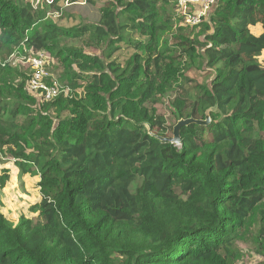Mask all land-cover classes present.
<instances>
[{
	"label": "trees",
	"instance_id": "16d2710c",
	"mask_svg": "<svg viewBox=\"0 0 264 264\" xmlns=\"http://www.w3.org/2000/svg\"><path fill=\"white\" fill-rule=\"evenodd\" d=\"M60 1L0 0V155L40 191L31 216L0 210V264H245L237 230L264 200V0H216L194 25L176 0H84L100 18L70 29L48 15ZM84 38L96 53L70 42ZM29 50L59 60L69 93H31L9 61ZM169 92L177 120L214 108L179 146L156 137L172 134L152 106Z\"/></svg>",
	"mask_w": 264,
	"mask_h": 264
},
{
	"label": "rangeland",
	"instance_id": "374dc122",
	"mask_svg": "<svg viewBox=\"0 0 264 264\" xmlns=\"http://www.w3.org/2000/svg\"><path fill=\"white\" fill-rule=\"evenodd\" d=\"M41 1V0H39ZM88 3L84 0L80 2H70L69 0H61L59 2L60 11L50 13L54 22L61 27L74 28L81 24H95L100 18L99 4ZM37 6V5H36ZM43 7V5L39 4ZM137 34H134L133 38H137ZM73 44L82 46L83 51L87 53H96V50L88 48V41L84 38L83 41L75 40L70 41ZM46 68L51 76L47 79L48 82L56 84L61 90L69 93V87L58 83L57 77L61 68V64L58 59L50 56L47 52L42 51ZM134 53L133 48L130 46L122 45L121 49L115 54L120 60L124 61L125 64L130 65L131 57ZM27 57H34L37 53H31L28 51ZM264 59V55L260 57ZM264 62V61H263ZM15 64H21L27 67V64L16 62ZM209 70L198 69L197 67H190L186 75L196 82H203L208 79ZM80 91V89H78ZM173 93L169 92L165 95L160 102L153 104L152 106L156 109L157 113L164 116L166 125L173 126L177 119L175 117L174 110L172 108ZM169 136L170 133H168ZM5 177L4 187L0 188V210L1 212L13 223H16L20 215L31 216L29 208L35 202L40 200V191L38 188V176H31L30 174H19V169L14 163V159L0 155V178ZM264 210V200L259 203L254 210L250 213L247 218L244 227L237 230V241L236 246L238 253L242 256L241 260L245 264H264V252H257L253 241L251 240L252 234L258 230V213Z\"/></svg>",
	"mask_w": 264,
	"mask_h": 264
},
{
	"label": "built area",
	"instance_id": "2783aa9c",
	"mask_svg": "<svg viewBox=\"0 0 264 264\" xmlns=\"http://www.w3.org/2000/svg\"><path fill=\"white\" fill-rule=\"evenodd\" d=\"M44 1V0H41ZM33 0V5L41 2ZM216 0H176V13L175 16H182L186 25H194L199 23L205 18L215 5ZM37 53L34 57L12 55L9 61L12 64L20 62L27 64L30 74L28 87L38 99L51 100L59 96V94H66L67 92L61 90L56 84L48 82L51 76L46 68V62L42 51H30Z\"/></svg>",
	"mask_w": 264,
	"mask_h": 264
},
{
	"label": "water",
	"instance_id": "95a60500",
	"mask_svg": "<svg viewBox=\"0 0 264 264\" xmlns=\"http://www.w3.org/2000/svg\"><path fill=\"white\" fill-rule=\"evenodd\" d=\"M214 110V108H210L206 110L205 112V118L204 119H194V118H180L176 121V123L172 127V134L171 136L162 137V136H156L158 139H160L163 142H169L171 144H174L176 146L180 145V137L179 132L181 127L189 125L191 123H195L198 125H207L210 122L209 112ZM149 134L154 135L152 132Z\"/></svg>",
	"mask_w": 264,
	"mask_h": 264
}]
</instances>
